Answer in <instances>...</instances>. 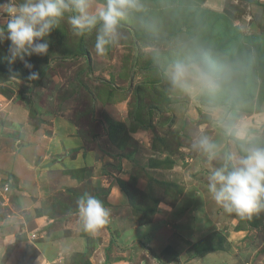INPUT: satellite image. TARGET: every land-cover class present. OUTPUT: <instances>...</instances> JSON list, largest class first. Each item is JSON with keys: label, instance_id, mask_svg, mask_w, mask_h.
Segmentation results:
<instances>
[{"label": "rangeland", "instance_id": "obj_1", "mask_svg": "<svg viewBox=\"0 0 264 264\" xmlns=\"http://www.w3.org/2000/svg\"><path fill=\"white\" fill-rule=\"evenodd\" d=\"M101 2L93 0L94 5ZM196 3H200L199 6ZM140 4L142 9L155 5L154 0H140ZM162 6L172 13L165 22L176 29L183 26L184 31L188 32L171 40L166 38L168 41L156 40L152 35L157 30L156 24L152 23L149 28L148 23L152 20L149 18L148 21L142 15L143 10L132 12L121 21L118 36L103 56L97 55L94 49L95 33L78 39L70 34L66 23H62L49 38L48 56L30 58L29 62L33 65L31 71L38 72L40 78L31 80L30 86L21 93L26 94L24 98L30 105L31 122H43L42 115L45 117L51 113L59 115L70 125L78 123L81 126L80 138L88 143L90 150H94L92 143L101 132L98 126L85 125L87 116L99 115L102 118L100 121L105 120L108 125L124 124L126 130L121 135L123 140L116 148L131 145L125 150L132 151V159L123 160L126 166L124 171H115L117 175L122 172L120 177L130 178L125 182L129 183L132 178L133 197L137 200V206L157 207L158 212V207L163 204V215L178 206L181 209L188 207L191 210L188 233L193 232L197 239L195 230L203 224L207 225V232L201 239L184 238L186 245H181L184 246L181 251L170 246L159 250L155 247L156 251H153L150 245L138 237V231L127 234L124 246L122 243L117 244L125 237L116 223L121 224L122 221L116 219L113 222L111 219L114 216H109L103 230L110 235V246L95 251V239L98 236L85 232L81 223L82 236L94 237L90 239V249L72 257V254L61 255L65 259L70 258L69 261L64 260V264H98V254H101V263L106 258V264H186L202 259L207 254L213 256L205 260L208 264H264V213L251 219H242L223 212L207 191L209 164L191 147L193 138L204 133L216 141L222 153L238 150L237 145L225 135L220 123L222 116L220 112L213 111L214 108L242 121L250 135L257 142L264 143V0H176L169 6L165 3ZM203 15L207 19L199 27L196 22L205 18ZM191 21L192 26L189 25ZM139 27L149 28L152 34L141 35L139 32L143 31ZM164 30H168V26ZM208 32L213 33L209 35ZM196 39L199 40L198 44H193L192 41L195 43ZM211 43L215 47L212 45L208 48L207 45ZM193 48L213 50L234 66L235 92L210 97L199 91L173 89L169 85L165 77L166 69ZM6 52L7 44L0 45V94H6L10 99L16 96V92L8 86L10 83L7 85L3 81L15 74L28 82L29 69L20 62L10 68L2 59ZM3 107L0 106V109ZM5 113L0 112V122H5ZM95 116L93 119L97 120ZM53 121L54 117L46 118L47 125L41 133H51L52 137ZM135 132L142 135L138 136ZM231 143L233 148H230ZM116 148L110 152L103 150L109 156L103 161L106 166L112 164L110 157H122L123 153H118ZM153 159L157 160V167H148V161L151 164ZM138 165H144L140 167L143 168L140 171H143L144 176L139 175L138 169L135 170ZM104 174L97 173L96 177ZM17 178L20 179L9 167L0 168V246L9 242L10 236H19L20 241L10 245L18 246L21 240L28 243L27 255L19 264H30L38 254L32 244L39 237L43 239L44 233L38 236L37 233L28 232L31 227L28 228L24 220L18 222L15 219L18 218L14 214L18 210V196L12 194V190L15 189ZM164 183L172 185L164 186ZM121 190L127 200L124 190ZM183 197L185 204L177 206ZM151 198L156 200L151 201ZM66 202L69 205L67 198ZM103 204L106 205L105 199ZM122 207L124 211H118L131 216V227L136 222L150 223L157 214L148 218L138 211V207L134 209L127 203ZM71 210L61 207L62 213L71 214ZM25 238L28 240H23ZM14 246H9L7 250L0 249V264L12 262L8 256ZM152 251L157 252L156 261L150 259Z\"/></svg>", "mask_w": 264, "mask_h": 264}, {"label": "crops", "instance_id": "obj_2", "mask_svg": "<svg viewBox=\"0 0 264 264\" xmlns=\"http://www.w3.org/2000/svg\"><path fill=\"white\" fill-rule=\"evenodd\" d=\"M30 84V82H24L16 78L7 83L16 92V96L9 99L6 94H0V102H6V104H0L1 108L4 106L3 109H0V112L6 111L5 122H0V165L1 167H9L20 178L16 179L17 184L15 189L12 190V194L18 196L16 199L18 210L14 213L18 215H15L18 218L15 219L18 222L24 220V224L28 228L31 227V231L28 232L37 233L38 236L44 233L43 239L39 237L37 242L32 244L38 254L37 258L30 261V264H62V262L64 264V260L69 261L70 258L65 259L61 255L72 254V257L77 253H85L90 249V239L94 237L89 235L82 236L83 227L81 228V225H79L82 221L79 217L77 206V201L85 193L95 196L102 202L105 199V207L109 210V216H114L111 220L113 222H116V219L122 221L121 224L116 223L120 228L119 231L125 234V237L117 244L122 243L124 246L123 242L127 239L126 236L133 233V231H138V237L144 240L146 245H150L153 251H156L155 247L159 250L166 246L181 251L184 248L181 245L184 243L186 245L184 238L186 240L188 238L191 240L204 238L207 232V225L205 224L195 230L197 239L194 238L193 232L191 234L188 233L191 210L188 207L181 209L178 206L185 204L184 197L177 203L178 207L174 211L163 215V212H161L163 204H160L157 214L152 217L150 223L139 224L136 222V225L131 227L129 221L131 216L127 212L118 211V209L124 211L122 206L126 205V203L129 204L122 194L118 180L125 181L130 178L120 177L119 175L122 172L120 174L118 172L119 175H117L115 171H124L126 169L123 160L132 159V151H126L125 149L131 147V145L125 146L126 148L119 147L122 150L116 148V145L109 140L108 124L105 120L103 122L100 121L102 118L99 115L95 116V113L93 115L95 118L98 117L96 118L98 121L93 119L94 116L89 115L90 117L87 116L88 119L85 123L87 127L98 126L100 128V135L92 143L94 150H90L88 143L85 140L84 143L80 138L81 126L78 123H73L74 125L71 124V126L68 121H63V118H60L59 115L58 117L51 115V113L45 117L42 115L41 120L43 122H40V120L38 124H35L34 121L31 122L32 111L30 105L27 104L24 98L26 94L21 93ZM53 117L54 124L53 130H51L52 137H50V132V134H43L41 130L47 125L45 123L46 118L53 119ZM58 118H60L59 121H57ZM49 124H51L50 121ZM78 127L79 129H77ZM70 129H73V131H69ZM58 131L59 133H57ZM141 135L142 133L139 132L138 136ZM229 145L230 148H233L232 143ZM113 148H116L118 153H123L122 157H110L113 165L107 164L106 166L103 161L105 157L109 156L103 150L110 152ZM143 153H146V151ZM153 160L157 162L156 159ZM66 166L75 168L68 169L65 168ZM140 167H144V165H138L135 170L138 169L140 172L138 174L144 176L145 174L140 171ZM148 167L155 168L157 166L156 164L151 165L150 161H148ZM101 172L105 173L104 176L96 177V174H101ZM66 198L69 201V205L66 202ZM61 207H67L69 210L72 208L71 214L62 213L64 209L61 212ZM52 217L54 218L52 219ZM41 229L44 231L42 230L43 232H41ZM95 234L98 236V238L95 237L97 244L95 251L107 248L106 245L110 244V235L103 228ZM8 239L9 242L1 245L0 249L5 248L7 250L9 246H14L10 244L20 241V237L16 235L10 236ZM23 240L27 241L28 239L25 238ZM18 244V246L13 247L14 249L11 250V254L8 256V260H12V262L5 264H19L26 257L28 243L21 240ZM70 250L72 253H70ZM153 251L150 259L156 261L157 252ZM5 252L2 253L3 256ZM207 255L205 257L202 256L204 257L202 259L198 258L186 264H208V262L205 263V260L213 256ZM96 256L98 264L103 262L101 254ZM105 259H103L104 263L101 264H106ZM182 261L185 263V260L182 259ZM120 263L127 264V262Z\"/></svg>", "mask_w": 264, "mask_h": 264}, {"label": "clouds", "instance_id": "obj_3", "mask_svg": "<svg viewBox=\"0 0 264 264\" xmlns=\"http://www.w3.org/2000/svg\"><path fill=\"white\" fill-rule=\"evenodd\" d=\"M142 10L140 0H0V45L7 44L2 57L9 67L17 62L29 69L27 79L38 80L31 71L33 56L49 54L50 36L66 23L75 38L95 33L94 49L103 56L118 36L121 21L130 13ZM236 69L211 50L190 49L185 59L169 65L165 77L173 88L199 91L210 97L235 92ZM18 78L12 74L3 83ZM221 126L225 135L237 145L235 152L222 153L207 134L192 140L191 147L208 162L207 191L223 212L251 219L264 213V143L257 142L243 122L221 109ZM83 230L97 233L109 221L103 202L85 193L77 201Z\"/></svg>", "mask_w": 264, "mask_h": 264}, {"label": "trees", "instance_id": "obj_4", "mask_svg": "<svg viewBox=\"0 0 264 264\" xmlns=\"http://www.w3.org/2000/svg\"><path fill=\"white\" fill-rule=\"evenodd\" d=\"M174 1H176V0H154V3H155V5H154V7L153 8H143L142 10H143V12H141L142 13V15L145 17V18H147V20L150 18V20H152L151 22L149 21V28H151V25H152V23H154V24H156V26H157V30L155 31V33L154 34H152L151 32H150V29L148 28V30L145 28V27H139L138 29L140 30V31H143V32H139V33H141V35H143L144 33H150V34H152L153 35V37L155 36L156 38V40H158V39H165V40H171L172 38H174V37H178V35L179 34H181V33H186V32H188V31H184V29H183V26L182 27H180L179 29H176V28H173V27H170V24H169V22H165L166 21V19H168V17H170L171 16V14L172 13H169L167 10H170V9H168V8H163V3H165V4H167L168 6L170 5V3H172V2H174ZM178 1H184V0H178ZM199 4L200 3H196V5H198L199 6ZM171 10H173V9H171ZM176 10V9H175ZM196 10V9H195ZM178 11V10H177ZM144 14H146V15H144ZM205 18H203V19H201V20H198V19H195V21H197L196 22V24H198L199 25V27H201L202 25H204L203 23L204 22H206V15H203ZM208 17V16H207ZM144 18V19H145ZM143 19V20H144ZM146 20V19H145ZM146 20V21H147ZM192 21L189 23V25L190 26H192ZM168 26V30H164V28L165 27H167ZM214 27V26H213ZM172 28L174 29V31L172 30ZM211 31V30H210ZM213 31V30H212ZM210 32H208V34H209ZM212 33L213 32H211L209 35H212ZM189 34H191L190 32H189ZM177 35V36H176ZM180 36V35H179ZM153 37H152V39H153ZM213 37V36H212ZM167 38V39H166ZM225 38V37H224ZM167 40V41H168ZM181 40V39H180ZM197 41L194 43L193 41H192V43L193 44H198V42H199V40L198 39H196ZM182 41V40H181ZM209 42V41H208ZM207 43V42H206ZM225 42H223V44H224ZM175 44H177V43H175ZM220 44V43H219ZM214 46V44L213 43H211V45H207V47L209 48L210 46ZM204 46V45H203ZM192 47H194V46H192ZM215 47V46H214ZM222 48H225L224 46L222 47ZM213 51V50H212ZM187 54V52L186 53H184V59H185V55ZM183 58L182 57H179V60H183ZM176 61H178V60H176ZM239 73V72H238ZM27 81V80H26ZM28 82H30V83H32V81H28ZM208 96V95H207ZM123 130H126L125 129V125L124 124H122V123H111V124H109L108 125V136H109V140H110V142L112 143V144H114V145H117V144H120V142H121V135H122V132H123ZM120 139V140H119ZM128 139H129V137H128ZM127 139V140H128ZM123 140V139H122ZM156 163V161H152V165L153 164H155ZM118 182L120 183V186H121V188L124 190V192H125V195H126V198H127V200H128V203H129V205H131V206H133V208L134 209H136L138 206H137V200L133 197V195H134V193H133V190H132V187H134V183H133V180L131 179L130 181H129V183L128 182H125V181H122V180H118ZM164 186H171L172 184H170V183H164L163 184ZM127 186H129V188H127ZM153 200H156V199H153V198H151V201H153ZM138 211L139 212H141L143 215H144V217H148V218H151L156 212H157V207H148V206H142V207H138ZM149 222V221H148ZM147 222V223H148Z\"/></svg>", "mask_w": 264, "mask_h": 264}]
</instances>
